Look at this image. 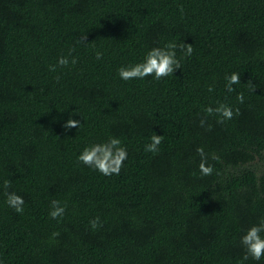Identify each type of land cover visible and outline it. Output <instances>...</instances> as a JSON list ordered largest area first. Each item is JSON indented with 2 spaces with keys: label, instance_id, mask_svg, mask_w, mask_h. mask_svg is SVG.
I'll list each match as a JSON object with an SVG mask.
<instances>
[{
  "label": "trees",
  "instance_id": "trees-1",
  "mask_svg": "<svg viewBox=\"0 0 264 264\" xmlns=\"http://www.w3.org/2000/svg\"><path fill=\"white\" fill-rule=\"evenodd\" d=\"M168 42L194 49L177 52L174 75L120 79V66ZM70 49L78 63L57 65ZM231 72L241 75L233 93ZM218 102L240 114L217 123L204 109ZM70 116L82 126L66 132ZM155 133L160 150L146 152ZM109 136L128 158L104 176L77 157ZM6 179L25 203L18 214L0 189V264H240V237L264 216V0H0ZM53 200L67 205L59 221L49 217Z\"/></svg>",
  "mask_w": 264,
  "mask_h": 264
},
{
  "label": "clouds",
  "instance_id": "clouds-1",
  "mask_svg": "<svg viewBox=\"0 0 264 264\" xmlns=\"http://www.w3.org/2000/svg\"><path fill=\"white\" fill-rule=\"evenodd\" d=\"M181 12H183V6H181ZM82 38L78 39L79 42L85 43L87 40V34L81 35ZM75 49H70L67 56L61 55L57 60V65L60 67H68L69 64L76 65L78 59L72 55ZM182 53L183 57H190L193 54V45L181 42H168L163 47H153L149 49L141 61L122 65L118 68V76L124 81L129 80H144L147 77H153L159 81L165 77L174 75L177 70H180L181 58L178 57L177 52ZM71 58V59H70ZM103 58V53L100 51L96 52V59L100 60ZM57 65H50V71H56ZM60 77L57 76L56 80L59 82ZM226 84L225 88L227 92H236L234 85L241 83V75L238 72H231L226 74L224 77ZM248 90L255 92L256 85L249 80L247 82ZM209 92H213V86L208 87ZM236 100L239 104H244L245 96L243 92L237 93ZM207 116L215 115L218 117L217 123L223 124L227 121H231L240 114V109L233 108L231 105L226 103L218 102L215 107L207 106L204 109ZM206 119L200 120V126L204 127ZM82 123L79 120L73 119L71 116L63 125L66 132L72 128H80ZM211 126H209L210 130ZM164 140L163 135H157L156 133L150 137V142L145 145V151L151 153H158ZM196 152L200 156L199 170L202 176H210L213 174L214 168L208 163V154L205 153L203 147H198ZM128 158V150L126 146L122 144L120 138L115 136H109L106 141L95 142L86 145L77 157V160L86 165L87 167L98 171L104 176L119 175L124 162ZM213 160H218L219 157L215 154L211 157ZM12 187L11 180H4L0 189L3 190V194L6 197L7 205L14 209L18 214L24 212V198L15 191H10ZM67 210L66 203L62 204L59 200H53L50 204L49 217L53 220H61ZM92 230H96L102 227L100 217L89 221ZM53 237L59 236L58 232H54ZM240 244L243 247L244 254L240 264H244L249 259L260 262L264 260V216H261L257 223L252 224L240 237Z\"/></svg>",
  "mask_w": 264,
  "mask_h": 264
}]
</instances>
